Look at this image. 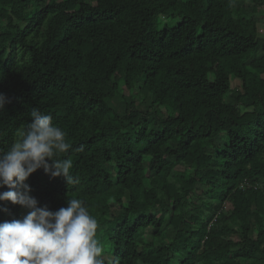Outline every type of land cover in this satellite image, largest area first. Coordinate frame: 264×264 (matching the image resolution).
Instances as JSON below:
<instances>
[{"label": "trees", "instance_id": "trees-1", "mask_svg": "<svg viewBox=\"0 0 264 264\" xmlns=\"http://www.w3.org/2000/svg\"><path fill=\"white\" fill-rule=\"evenodd\" d=\"M261 9L0 0V151L33 108L52 116L79 182L40 168L30 195L52 211L82 200L104 264H264V43L250 17ZM5 206L0 222L20 218Z\"/></svg>", "mask_w": 264, "mask_h": 264}, {"label": "clouds", "instance_id": "clouds-1", "mask_svg": "<svg viewBox=\"0 0 264 264\" xmlns=\"http://www.w3.org/2000/svg\"><path fill=\"white\" fill-rule=\"evenodd\" d=\"M0 92V110L6 102ZM30 122L7 151H0V201L26 209L21 218L0 222V264H104L97 239L98 222L79 198L66 199V206L49 210L38 207L30 195L29 177L43 168L52 178L78 183L71 159H59L71 145L66 133L53 124L52 116L33 108ZM8 213L9 209L0 207Z\"/></svg>", "mask_w": 264, "mask_h": 264}, {"label": "rangeland", "instance_id": "rangeland-1", "mask_svg": "<svg viewBox=\"0 0 264 264\" xmlns=\"http://www.w3.org/2000/svg\"><path fill=\"white\" fill-rule=\"evenodd\" d=\"M250 17L254 20L255 25H256V33H257V41L259 42V47L261 44L264 43V10L261 9L259 10V12L257 14H250ZM262 51L261 49H259L257 56L261 55ZM252 73H255L252 71ZM262 78H264V74L261 75ZM236 81H232V87H234V85H236V87L238 86V83H235ZM135 92L136 91H130L129 93L122 87H120L119 89V94L124 95V96H130L133 97V99L135 100ZM116 102H118V99L116 100ZM223 142V141H222ZM225 208L227 210L230 209L229 205H225ZM20 213V218L25 215L27 213L26 209H23L20 207L19 210ZM146 235L147 237H149L151 235V231L150 230H146ZM173 264H176L175 262Z\"/></svg>", "mask_w": 264, "mask_h": 264}]
</instances>
